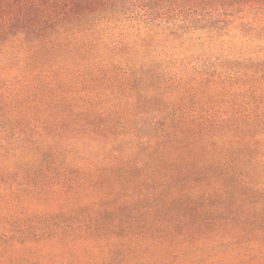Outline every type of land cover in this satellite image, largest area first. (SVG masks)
I'll return each instance as SVG.
<instances>
[{
    "label": "rangeland",
    "instance_id": "obj_1",
    "mask_svg": "<svg viewBox=\"0 0 264 264\" xmlns=\"http://www.w3.org/2000/svg\"><path fill=\"white\" fill-rule=\"evenodd\" d=\"M28 1L0 0V264L245 259L236 242L264 240L250 232L264 217V131L247 136L244 119L264 0H201L225 20L216 33L190 10L145 18L174 0L107 3L117 19L89 50L34 45Z\"/></svg>",
    "mask_w": 264,
    "mask_h": 264
},
{
    "label": "trees",
    "instance_id": "obj_2",
    "mask_svg": "<svg viewBox=\"0 0 264 264\" xmlns=\"http://www.w3.org/2000/svg\"><path fill=\"white\" fill-rule=\"evenodd\" d=\"M128 0H29L23 9V31L21 34L29 38L28 40L33 41L34 45H42L45 42L53 43L54 39L59 37L66 40L69 44L74 43L80 45V47H86L88 50L92 49V43H97L99 34L102 31H106L110 24L117 19V13L114 10H108L107 3H111V7L119 4H126ZM140 1V0H136ZM156 1V0H154ZM217 4L223 9H227L232 6L233 3H227V1L220 0ZM51 8L48 9L47 6ZM125 6V5H121ZM218 7L207 12L202 7L201 0H174L173 5L170 8H165L161 5L150 6L146 9V19L157 18L163 14L171 15L174 14V10L177 13L190 10L191 22H204V28H207L209 33H216L220 30L218 25L225 20L221 19L220 13L216 11ZM143 9V8H141ZM182 10V11H181ZM176 15V13H175ZM129 19H134L129 17ZM140 25L145 23L138 22ZM115 25V24H114ZM148 26V25H146ZM101 41L100 40L98 42ZM4 41H0V46ZM231 53L232 51L229 50ZM230 53H228L230 55ZM255 61L252 58H243L237 63H233L228 76L230 80L237 83L241 80L240 76L247 73L246 63ZM238 66V67H237ZM199 72L206 76H211L212 73L207 69H202ZM258 74L260 77H258ZM257 77L260 81L257 83ZM208 77L207 79H209ZM251 85H249L250 97L246 101L248 107H250L244 119H247L246 125H250L251 128L246 129L247 136L258 134V132L264 131V56L261 60V69L256 71L252 70ZM261 88V89H260ZM204 130V129H203ZM238 130V126L235 127L234 131ZM201 133V132H199ZM236 159H234L235 161ZM126 223V221L121 224ZM210 226L214 223H206ZM237 224V223H235ZM215 225V224H214ZM181 226V225H180ZM62 231L68 233H74L73 230H81V225H70L67 224L65 227L58 226ZM253 227V228H251ZM129 231H132V225H127ZM250 232L256 231L260 233V237L264 238V217H255L250 225ZM256 238V237H254ZM236 247L239 250L245 249L246 251H239V256H243L245 252L248 253L245 259H242L237 264H264V240L260 243L254 242L251 239L239 240L236 242ZM258 249V250H257ZM255 250L256 252H252ZM179 256H182L179 254ZM236 256V258H239ZM231 260V259H229ZM105 264H123V259L119 257H112ZM219 264H228L227 261H220Z\"/></svg>",
    "mask_w": 264,
    "mask_h": 264
}]
</instances>
